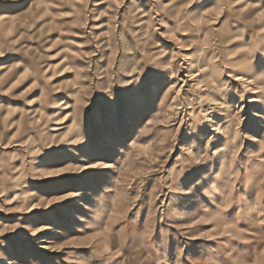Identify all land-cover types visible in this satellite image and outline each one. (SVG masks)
<instances>
[{
    "label": "rangeland",
    "instance_id": "374dc122",
    "mask_svg": "<svg viewBox=\"0 0 264 264\" xmlns=\"http://www.w3.org/2000/svg\"><path fill=\"white\" fill-rule=\"evenodd\" d=\"M0 264H264V0H0Z\"/></svg>",
    "mask_w": 264,
    "mask_h": 264
}]
</instances>
